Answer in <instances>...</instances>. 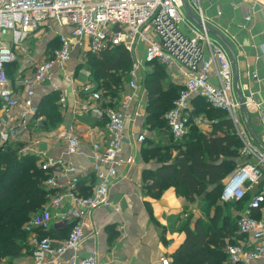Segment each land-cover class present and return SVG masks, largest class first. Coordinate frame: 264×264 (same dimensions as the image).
Here are the masks:
<instances>
[{
	"label": "built area",
	"instance_id": "1",
	"mask_svg": "<svg viewBox=\"0 0 264 264\" xmlns=\"http://www.w3.org/2000/svg\"><path fill=\"white\" fill-rule=\"evenodd\" d=\"M187 1L201 25L186 16L182 0H0V146L29 141L31 145H24L21 153L34 155L30 152L40 142L36 134L43 120L35 101L36 88L52 81L57 72L66 82L73 83L74 77L65 70L74 54L84 58L88 52L100 53L122 45L132 58L130 80L117 107L101 105L102 91L94 82L86 81L79 86V92L89 102L92 101L86 110L106 119L107 138L103 144L97 142L92 147L95 152L92 170L98 182L94 192L88 196L79 193L77 184L80 178L69 161L45 155L38 161L40 168L50 175L45 181L49 189L62 188V179L69 175L66 188L74 206L60 212L64 195L57 192L44 209L33 214L27 222L25 227L28 230H48L54 217L59 218L62 225L70 226L67 238L55 245L50 237H39L35 231L32 232L34 235L29 240L35 264H47L49 254L57 258L69 254L66 264H104L95 253L83 258L78 254L85 238V217L111 204L109 186L118 179V167L123 163L121 154L127 127L135 126L146 111L148 92L143 71L150 63L159 62L166 66L171 76L183 86L173 108L165 115L175 140H181L188 134L192 119L195 123L203 120V115L192 114V98L201 96L213 107L228 112L243 143L242 156L256 159L245 162L223 181L222 201L243 200L261 181L264 151L252 145L242 122L245 117L229 51L208 31L200 0ZM39 29L56 30L58 46L36 57L31 39ZM141 45L144 46L143 57L139 55ZM22 60L28 67L21 74L20 83L24 91H18L13 87L5 66ZM242 97L248 107L251 97ZM21 102L22 107L16 117L9 121L12 110ZM60 104L62 108L67 106L64 93ZM261 116L264 120L262 110ZM145 135L138 134L134 143L143 142ZM62 139L67 156L79 152L81 141L73 131L62 133ZM263 203L264 193L261 192L254 195L247 209L239 214L238 232L251 240L226 245L230 263L252 264L264 260V217L253 215L255 209H264ZM162 264H171V261L162 259Z\"/></svg>",
	"mask_w": 264,
	"mask_h": 264
},
{
	"label": "crops",
	"instance_id": "2",
	"mask_svg": "<svg viewBox=\"0 0 264 264\" xmlns=\"http://www.w3.org/2000/svg\"><path fill=\"white\" fill-rule=\"evenodd\" d=\"M200 4L208 25L220 32L236 53L239 72L238 82L235 81L237 93L240 91L242 96L251 97L246 108L257 140L248 131L246 120L242 118V122H244L252 145L259 151H264V120L261 116V110L264 111V0H200ZM247 17L250 19L248 20ZM49 34L52 32L49 31ZM45 46L43 43L39 45L35 51L36 57L45 54ZM143 53L144 46L141 45L140 57H143ZM80 57L79 54H74L65 70L67 74L74 77L73 83L66 82L57 72L52 81L37 86L36 102L50 92L57 91L60 97L64 93L67 106L66 108L61 107L63 122L57 129L45 132L38 128L36 135L40 142L30 153L36 154L38 161L44 158L43 155L65 159L75 166L80 179H86L91 175L94 176L92 170L95 155L92 149L93 144L97 142L103 144L107 138V131L105 117L98 116L93 111H87L86 107L92 101L89 102V99L79 92V86L86 81L94 82L98 86L89 70L81 68L76 71L77 67L83 64ZM27 67V63L23 60L19 61L16 72L10 76L13 87L18 91H24L20 80L22 72L24 73ZM150 69L148 66L143 73L145 74ZM167 72L171 76L168 70ZM171 81L182 85L172 76ZM118 101L117 104L113 101L114 105H109L110 102L105 100L106 105L102 103L101 105L117 107ZM147 103L148 100L145 109H147ZM92 106H94L93 103ZM21 107L22 102L12 110L9 121L16 117ZM145 116L146 111L144 117L135 126L128 125L127 127L121 154L123 163L118 167V179L109 186L111 204L100 207L85 217V238L78 250L82 258L95 253L104 264H162V259L166 258L171 261V256L186 240V233L180 228L182 223L187 217L195 220L203 214L195 203L179 195L174 187L167 188L159 198L152 197L146 189L144 174L147 170H155L158 165L155 160H145L143 142L134 143L138 134L146 133L142 126ZM42 117L44 120V116ZM196 124L200 125L204 132L211 130L210 121L206 118ZM66 131H73L81 141L79 152L70 156L65 154L66 144L62 139V133ZM245 159L247 162L256 160L253 157H245ZM69 178L68 175L62 179V188L53 189L64 195L60 212H65L74 206V201L66 188ZM90 184L93 185V182L88 180L86 185ZM97 184L95 180L91 194ZM261 192L264 193V167L261 181L248 192L249 197L243 208L233 210L234 213H232L239 217V214L247 209L250 199ZM260 214L264 217V209L260 210ZM67 226L62 225L59 218L54 217L50 227L54 228L51 231L54 237L50 236L54 240V245L62 240L59 238L61 233L57 231ZM33 235L31 233L30 238ZM248 240H251L248 236L239 238L240 243H247ZM30 246L32 248L28 252L24 251L15 264H35L33 246L31 244ZM69 256L66 254L57 258L49 254L47 264H66ZM252 264H264V260Z\"/></svg>",
	"mask_w": 264,
	"mask_h": 264
},
{
	"label": "trees",
	"instance_id": "3",
	"mask_svg": "<svg viewBox=\"0 0 264 264\" xmlns=\"http://www.w3.org/2000/svg\"><path fill=\"white\" fill-rule=\"evenodd\" d=\"M57 46L58 36L55 35L49 39L46 52ZM84 58L102 91L101 103L106 105V100L109 105H114L113 101L117 104L130 80L131 54L120 45L100 53L88 52ZM82 66L80 64L76 71ZM149 66L151 69L144 74L148 105L142 126L146 135L155 132L160 138L169 136L171 141L157 143L152 136L143 141L145 160H155L158 165L155 170L145 172L146 189L152 197L159 198L167 188L174 187L190 202L199 200L203 203L201 217L195 220L187 217L182 223L180 228L186 233V240L171 256V264H232L225 247L228 243H240L239 238L243 237L238 233L239 217L233 214V209L241 210L249 196L247 194L238 202L225 203L221 193L229 172L247 162L241 156L243 143L228 112L213 107L201 96L192 98V114L203 115L209 120L211 130L204 132L192 119L188 134L175 140L165 115L173 108L183 86L171 79L165 85L169 74L161 63L153 62ZM5 67L9 76H13L18 62ZM37 103L38 114L44 116L40 130L57 129L63 122L60 94L50 92ZM24 145V142H17L0 146V264H15L24 251L28 252L32 248L29 243L32 232L36 231L39 237H54L51 235L54 228L28 230L25 227L32 215L42 211L57 191L46 187L45 181L50 175L40 168L38 157L21 153ZM89 178L80 179L77 184L84 196L90 195L94 188L95 174ZM88 180L93 185H86ZM253 215L261 218L260 210L255 209ZM69 229L67 226L58 230L59 238H67Z\"/></svg>",
	"mask_w": 264,
	"mask_h": 264
},
{
	"label": "water",
	"instance_id": "4",
	"mask_svg": "<svg viewBox=\"0 0 264 264\" xmlns=\"http://www.w3.org/2000/svg\"><path fill=\"white\" fill-rule=\"evenodd\" d=\"M182 4H183L184 11L186 13V16L190 20L195 22L196 24L201 25L200 19L197 16H195L192 13V11L190 10L188 1L182 0ZM206 27H207L208 31L211 32L215 37H217L225 45V47L229 51L231 59H232V63H233L235 81L238 82V78H239L238 62H237L236 53H235L232 45L226 40V38L220 32L215 30L213 27H211L210 25H207ZM238 94H239V101H240V105H241V111L245 117L247 129L250 132V134L252 135V137H254L257 140V137L253 133L251 125H250V116H249L248 110L246 108V105L244 104V99H243L240 91H238Z\"/></svg>",
	"mask_w": 264,
	"mask_h": 264
},
{
	"label": "rangeland",
	"instance_id": "5",
	"mask_svg": "<svg viewBox=\"0 0 264 264\" xmlns=\"http://www.w3.org/2000/svg\"><path fill=\"white\" fill-rule=\"evenodd\" d=\"M49 29H46V30H37L36 32L33 33V37L31 39V42H32V46L34 48V51L38 49L39 45H41L43 43V45H47L49 39L55 37V35H57V33L54 31L52 32V34H49ZM45 49H46V46H45ZM81 63H83V66L81 68L85 69L88 71V64H87V59L86 58H82L80 59ZM148 67V65H146V68ZM169 74V73H168ZM168 79H171V76L169 74V77L165 80V85H167V82H168ZM209 121V120H207ZM200 128V125L198 126ZM201 129V128H200ZM149 136H152L153 140H155L157 143L158 142H161V143H166V141H171V138L169 136H166V137H163V138H160L159 136L156 135L155 132H152V134L150 133H147L146 137H149ZM237 168H233L229 174L226 176V178L231 175ZM219 199V197H218ZM217 200V198L215 199V201ZM196 207L197 208H200L202 209V205L203 203L200 202L199 200L195 203ZM234 210V209H233ZM198 214V212H196ZM201 214V212L199 213ZM211 214H213V208L211 210Z\"/></svg>",
	"mask_w": 264,
	"mask_h": 264
}]
</instances>
